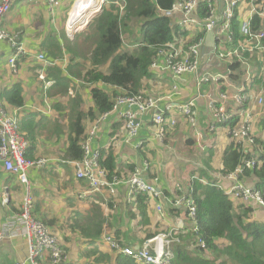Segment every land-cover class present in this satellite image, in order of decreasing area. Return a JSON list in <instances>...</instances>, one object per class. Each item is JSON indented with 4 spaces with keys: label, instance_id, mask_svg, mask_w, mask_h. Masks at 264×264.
Returning <instances> with one entry per match:
<instances>
[{
    "label": "built area",
    "instance_id": "built-area-1",
    "mask_svg": "<svg viewBox=\"0 0 264 264\" xmlns=\"http://www.w3.org/2000/svg\"><path fill=\"white\" fill-rule=\"evenodd\" d=\"M78 1L75 0L68 13L66 28L72 18V9ZM94 1L98 3L96 13L82 25L81 30L99 16L103 7L113 0ZM220 1L223 2L221 10ZM17 2L31 6L47 4L50 11L58 4V0H0V42H6L10 47L7 65L13 73L17 69L16 61L26 55V49L4 29L3 20ZM115 3L123 5L119 0ZM201 4H204L208 10L203 20L196 16ZM235 11L239 20L237 41L232 30ZM161 12L165 17L177 18L179 28L187 30L194 27L203 31V37L194 43L193 41L189 43L188 40L180 37L177 42L156 49V57L150 64V69L153 74L157 73L169 79V94L152 96L145 89L133 96L116 95L111 110L94 120L85 133L80 146L83 152L82 159L70 163L75 166V178L86 184V188L77 193L79 200L99 195L105 205L114 207L111 197L118 190L117 187L123 184L127 188V197L130 201L133 202L137 195L144 194L147 201L159 202L154 212L160 214L163 219H167L165 206L162 204L163 199L171 210L179 212L181 209L184 210L185 217L178 219L176 223L174 218L172 227L167 232L147 239L140 248L124 246L111 235L103 236L102 241L110 251L129 257L135 264H173L175 249L181 243V237L184 234H197L196 203L187 191H183L180 184L175 186L179 198L171 200L164 194V189L155 183L156 179L154 184L146 183L138 169L126 179L116 174L109 177L111 180L107 179V173L100 167V160L105 150L101 146H93L102 122L111 115L114 116L125 129L126 141H134L136 149L143 143L137 139L143 125L141 120L151 114L153 134L161 144L182 122L193 132V141L200 153L206 151L209 138L220 132L224 133V138L229 144L233 142L247 150L259 148L255 146L258 140L254 133L255 111L264 108V80L261 85L252 88L256 78L252 69V58L256 52L260 56L257 60L264 68V47L261 44L264 39V0H178ZM254 17L260 21L257 30L252 29ZM35 60L41 64L38 79L43 81L44 71L51 64L43 53H38ZM203 60L204 73H201ZM217 67L224 70H218ZM193 75L197 76L195 95L181 103L176 100L181 95L180 87L185 82L186 76ZM210 83L218 84L216 96L204 89ZM49 85L50 83L48 87ZM66 94L67 97H73L75 93L73 89H69ZM199 99L206 100L209 112L210 121L206 128L198 124L199 108L196 102ZM18 117L17 113H10L0 101V163L5 173L27 187L32 171L45 168L47 161L30 160L26 157L29 144L20 131ZM235 119L237 125L231 128L230 124ZM256 164V158H249L245 159L241 166L227 171L221 163L213 174L215 176H210L212 181L192 176L189 177L188 183L197 180L201 184L223 191L231 201L235 212L243 211L244 208L254 211L256 208H264L263 195L253 186L246 185L245 171L253 170ZM7 200L5 196L2 202L5 204ZM254 216H257L255 212L251 217L247 216L244 221H259ZM5 224L8 230L4 232L0 229V242L15 237L27 241V260L15 264H74L69 260L58 235L32 214V200L29 196L25 197L19 212L8 217ZM196 241L202 249L204 248L202 256L211 258L205 253L204 243L198 237Z\"/></svg>",
    "mask_w": 264,
    "mask_h": 264
},
{
    "label": "crops",
    "instance_id": "crops-1",
    "mask_svg": "<svg viewBox=\"0 0 264 264\" xmlns=\"http://www.w3.org/2000/svg\"><path fill=\"white\" fill-rule=\"evenodd\" d=\"M83 1L84 0H79L73 7L71 13L72 18L77 15ZM74 2L75 0H58L57 7L55 8L54 6L55 9L53 8L52 11L48 9L47 4H40V7L37 8L39 5L31 6L23 2H17L13 5L7 16L9 22L7 23L6 18L4 23L9 34L14 36L26 49V55L20 57L16 61L17 69L16 72L13 73L7 65L8 58L10 57V47L6 42H0V95H2L4 90L14 85H19L22 90L21 97L23 99V106L21 108L13 107L5 102L3 98L0 99V101L3 102L5 108L10 113H17L19 116V126L21 124L20 121L23 120L25 124L27 123L29 125L30 129H33V138L27 132L21 131L29 144L30 149L27 153L28 159H44L47 161V164L45 168L32 171L29 175V184L26 187L17 182L12 176L5 173L0 163V229L4 232L8 230L5 224L8 217L18 213L25 197L29 196L32 200V214L58 235L72 263L90 264L95 261L98 256L97 253L99 252L107 254L111 259V262L104 264H114L113 261L117 254L110 251L103 243V236L111 235L116 240H120L121 244L124 246L138 248L147 235H153L155 232L151 231L149 228L152 222L153 211L159 202H149L146 200L148 205L145 209V219H143L138 214L136 208L130 209L123 205L127 199V188L123 184L117 187L118 194L116 197L117 201H120V205L124 207L123 210L121 207L119 210H114L112 205H105L99 195L88 196L84 200H79L77 198V193L84 190L86 184L75 178V166L70 164L72 160L66 154L68 148V134L70 132L68 113L56 110L58 104L63 108L64 106L62 104H67L69 102L67 98L70 97H66L64 93L58 95L59 91L52 89L53 81H46V78H44L43 81L38 79L39 71L42 67L41 64L35 60V56L38 53H46L45 56L51 64L45 69L46 71L48 68H54L58 65L59 68L64 70L63 66L60 64L64 61V54L61 57L52 58L47 52L44 53L41 49V45L45 41L41 42V44L39 43V46H37L38 41H33V39H40L41 37H33L35 32L40 28V25L44 28H48L49 22L52 21L59 20L61 22H67L68 13ZM64 4H67L65 13L63 11V13L58 16L57 8H61ZM240 6L242 7L243 5ZM43 8L51 17L45 24L39 22L41 18L38 15V11ZM86 21L87 19L83 20L81 23H85ZM185 31H187L188 35H182V37L184 40H188L189 43L192 41L194 43L203 37V31L200 29L191 27ZM82 34H84V32ZM51 40L63 46V43H60L61 40L58 42L53 39ZM64 44H66V42ZM71 46H75V44ZM124 46L128 48L127 44ZM69 56L70 58L67 59L68 62L65 61L64 65L68 64L72 59L75 64L79 62V59L84 60L86 58L84 56H87V53H82L81 57H77L78 59H74L70 54ZM81 63L84 62L81 61ZM203 65L204 60L202 66ZM200 72L204 73V66L201 68ZM156 74L157 73H154V78L156 80L166 79L168 85L154 82L156 85L153 86L152 90L146 88V90H148L147 93H150L152 96L169 94V79L165 76H157L158 74ZM184 80L185 82L180 87L181 95L176 98V100L181 103H183L182 101H188L195 95L197 76H186ZM263 80L264 76L259 85L263 83ZM48 83H50L49 87ZM217 87L218 84L210 83L207 87H204V89L211 91L213 96H216ZM115 90L118 91L116 88ZM80 95L84 97V100H88L85 89L80 90ZM196 103L199 108L198 124L202 128H206L210 121L206 100L199 99ZM83 111H87V107L84 108ZM35 113L37 115L33 122L25 118L29 114ZM60 119L62 120L60 121ZM150 120L151 114L141 120L143 125H141V130L139 131L137 139L143 143L137 149L134 148V141H126L125 129H123L122 124L112 115L102 122L100 132L98 137L94 140L93 146H101L104 148L105 152L106 150L112 152L116 161L117 173H119L116 175H122V178L126 179L132 173L130 167L138 169L142 173L146 183L154 184V180L156 179L157 181L155 183L165 190V195L168 193L171 200H177L179 198V193L175 190V184L184 186L189 180V174L194 171L195 168L204 167L200 162V157L204 156V153L208 149L213 151L211 164L217 167L219 163H222V155L229 141L226 142L224 140L223 132L217 133L209 138L210 140L206 145L207 150L204 153H200L195 146V142L192 141L193 132L189 126L186 124L179 125L183 126L181 130L187 128L189 135L191 134L183 145H181L184 153L182 157L177 152V150L180 149L177 145L179 139H171L161 144L153 134ZM91 123L89 119L84 122L85 133L88 131L89 127H91ZM181 130H177L173 133L177 134L178 132H182ZM258 140L260 139L258 138ZM108 144L111 145L108 146ZM184 146H186L185 149ZM185 150L188 152H192L193 150L196 151H193L195 152L193 155L186 156ZM169 156H172V159L174 158L173 160L175 161L176 176L174 179H170L169 177L170 170H167V179L165 178V164L168 161H172ZM156 167L159 168L156 169L159 175L155 174L153 170ZM186 169H189V172H186ZM151 171L156 176L155 178L150 177ZM174 193H176L177 196ZM5 196H7L8 200L4 204L2 201ZM162 204L165 206L164 211L167 221L170 224L173 223L174 218L176 223L178 219L185 217L183 209H181V212L171 211V213L168 209L169 205L164 199L162 200ZM96 205L99 206L100 213L99 211L92 213L90 210L91 206H95L96 208ZM99 215L100 218L98 217ZM98 220L101 221L102 224L100 226L101 231L100 235L94 237L93 235L97 231L94 229V225ZM145 221H147L146 224ZM0 255L4 262H10L6 264L26 261L27 241L21 237L4 239L0 242Z\"/></svg>",
    "mask_w": 264,
    "mask_h": 264
},
{
    "label": "trees",
    "instance_id": "trees-1",
    "mask_svg": "<svg viewBox=\"0 0 264 264\" xmlns=\"http://www.w3.org/2000/svg\"><path fill=\"white\" fill-rule=\"evenodd\" d=\"M119 1L123 5L116 4L117 0H113L103 7L101 14L88 27L84 42H88L89 39L94 40L90 56L87 53V56H84L86 58L84 60L79 59L76 64L72 59L64 70L59 68V65L45 70L46 81H53L52 89L64 94L69 89H73L75 93L73 97L68 98L67 104H62L63 108L59 106L60 104L56 106L57 111L68 113L70 132L66 154L72 162L82 159L83 152L80 146L85 135L84 122L87 119L93 122L109 112L116 95L133 96L145 90L142 81L155 79L150 64L156 57V49L165 44L177 42L182 35H188L187 31L177 26V18L165 17L161 12L170 8L178 0ZM207 12V7L201 4L197 9L196 16L203 20ZM259 26V19L254 17L252 29L257 30ZM232 30L236 41L239 40L237 11H235L232 21ZM125 44L128 45V48H125ZM261 44L264 47V39ZM75 48L76 46H70L67 42L60 46L52 40L41 45L44 53L47 52L52 58L63 56V51H65L74 59H78L77 57H81V55L77 56ZM259 57L258 52H256L252 58V69L256 74L252 88L259 86L263 78L262 66L257 60ZM102 68H106V72L102 71ZM217 69L224 70L220 67ZM105 87L113 90L116 88L118 92L115 95L110 94ZM84 89L88 97V100H85L88 104L90 103V107H87L85 112L81 109L85 105L84 97L80 95V90ZM21 93V87L14 85L4 90L0 99L3 98L13 107L21 108L23 106ZM36 115V113L29 114L25 118L33 122ZM20 122V131L27 132L33 138V129H30L23 120ZM236 122L237 119L232 120L231 128L237 125ZM263 143L257 140L255 146L259 148L244 150L231 142L223 152L222 163L227 171H232L235 167L241 166L245 159L256 158L255 168L245 171L246 185L253 186L259 191L263 195L264 201ZM205 153L204 156L200 157V162L204 167L195 168L189 177L197 176L200 179L212 181L208 172L213 169L211 166L213 151L208 149ZM100 167L107 173L109 180H111L109 177L119 174L117 173L116 161L110 150L103 152ZM130 168L132 172L135 170L133 167ZM187 193L196 203L197 234H186L181 237V243L175 249L176 256L173 264H264V220L245 222L248 214L245 211L235 212L231 201L223 191L201 184L197 180L189 183ZM174 194L177 196L176 193ZM166 195L170 197L168 193ZM146 200L147 197L144 194L137 195L134 200L136 210L143 219H145V209L148 205ZM168 209L169 212H179L170 210L169 207ZM96 211H99L98 205H96ZM98 217L100 218V215ZM101 225L99 220L94 225V229L97 230L93 235L94 237L100 235ZM153 236L154 234H149L146 238L150 239ZM196 237L204 243L205 253H208L212 258L207 259L202 256L204 255V248L202 249L197 244ZM97 255L95 261L90 264L111 262L107 254L98 252ZM113 263L135 264L132 259L121 254L116 255Z\"/></svg>",
    "mask_w": 264,
    "mask_h": 264
},
{
    "label": "rangeland",
    "instance_id": "rangeland-1",
    "mask_svg": "<svg viewBox=\"0 0 264 264\" xmlns=\"http://www.w3.org/2000/svg\"><path fill=\"white\" fill-rule=\"evenodd\" d=\"M67 6V4H64L63 6H61V8L59 7V8H57V15L58 16H60V14L61 13H63V11H64V13H65V7ZM106 6V5H105ZM104 6V7H105ZM40 7V5L37 7V8H39ZM57 7V5L55 6V8ZM54 8V9H55ZM38 15L40 16V23H47L46 21L48 20H50L51 19V17H50V15L49 14H47V12L45 11V9L43 8V9H40L39 11H38ZM8 16V15H7ZM7 16L4 18V20H3V27L5 28V30L7 31V29H6V27H5V21H6V18H7ZM90 18V17H89ZM96 18V17H95ZM72 19V18H71ZM88 20V19H87ZM94 19H92V21H93ZM92 21L88 24V26L85 28V29H83V30H81V31H78V32H75L72 36L70 35H68L67 34V32H66V22H61V21H59V20H57V21H52V22H49V25H48V28H44V27H42L41 25H40V28L35 32V35L33 36V37H39V36H41L40 37V39H33V41H35V42H37L38 41V44H37V46H39V43L41 44V42H43V41H51L50 39H53V40H55V41H60V43H65V42H67L70 46L71 45H74L75 44V46H76V48H75V53L76 52H78V55H82V53H88L89 54V56H90V51H91V48L93 47V42H94V40H90L89 39V41L88 42H84L83 40H86V39H84L85 38V32H87V29H88V27L90 26V24L92 23ZM9 22V20H8V18H7V23ZM86 30V31H85ZM84 32V34H82ZM88 39V38H87ZM62 40H64V41H62ZM33 44H34V42H33ZM88 56V57H89ZM68 57V58H67ZM70 58V56H69V54H67L66 52H64V56H63V59H64V61H62V63H60L62 66H63V68H65L66 66H67V64L66 65H64L65 64V61L66 62H68V60L67 59H69ZM62 59V60H63ZM262 66V74H264V68H263V65H261ZM102 71H104V72H106V68H102ZM157 75V74H156ZM157 76H159V75H157ZM155 80V81H154ZM154 80H143L142 81V86L144 87V88H148V89H150V90H152V88H153V86H155L156 84H154V82H158V83H160V84H167L168 85V83L166 82V79H159V80H156V79H154ZM143 87H142V90H143ZM106 89H107V91L108 92H110V94H116L118 91H116V90H113L112 88H109V87H105ZM59 93V92H58ZM58 95H60V93L58 94ZM113 95V96H114ZM66 97H67V94L65 95ZM68 99V98H67ZM84 106H82L81 107V109L83 110L84 108H86V107H90V103L88 104L87 103V101L86 100H84ZM34 111H35V109H34ZM255 114H256V116H255V125H254V133H255V136H256V138H259L260 140H261V142L263 143L264 142V124H263V121H264V108H261V110H259V111H255ZM62 119H60V121H61ZM262 121V122H261ZM183 123L182 122H180L179 124H178V126H176L175 127V129H174V133L177 131V130H181V128H183V126H179V125H182ZM182 132H178L177 134H174L173 132L170 134V135H167L166 136V138H165V141L166 142H168L169 140H171V139H179V141H178V146L180 147V149H178L177 150V152L183 157L184 156V153H183V147L181 148V145H183V143L190 137V135H189V131H188V129L187 128H184V130H181ZM172 134H174V135H172ZM226 142H227V140L226 139H224ZM193 141V140H192ZM264 144V143H263ZM186 148V146H184V149ZM207 150V149H206ZM193 151H196V150H193ZM188 152L187 150H185V154H186V156H190V155H193L195 152ZM182 152V153H181ZM169 157H171V159H172V156H169ZM174 159V158H173ZM172 159V161H168V162H166V164H165V170H164V173L166 174V176H165V178L167 179V170H170V172H169V177H170V179L172 178V179H174L175 178V171H176V167H175V161ZM221 163H219L218 165H217V167L220 165ZM211 166H212V168L213 169H211L209 172H208V175L209 176H215V175H213L214 174V172H215V170L217 169V167L215 166L214 167V165L213 164H211ZM200 168H203V167H200ZM216 168V169H215ZM156 169H159V168H154L153 170H154V172H155V174H157V175H159V173H157L156 172ZM187 170V171H186ZM185 171L186 172H189V169H186ZM132 174V173H131ZM130 174V175H131ZM129 175V176H130ZM128 176V177H129ZM121 177H122V175H121ZM150 177L151 178H155L156 176L152 173V171H151V174H150ZM177 184H175V186H176ZM181 187H182V189H183V191H188V187H189V183L187 182V184H185L184 186L183 185H180ZM117 194H118V190L117 191H115L114 192V194H113V196L111 197V199H112V201H113V205H114V207H113V209L115 210V209H117V210H119L120 209V207L122 208V210L124 209V207L122 206V205H120V201L118 200L117 201V199H116V197H117ZM164 194H165V190H164ZM23 203V202H22ZM122 203V202H121ZM123 205H125V206H127L128 208H136V205L134 204V201L132 202V201H130L129 200V197H127V199H126V201L123 203ZM137 209V208H136ZM260 209V210H259ZM90 210L92 211V213H95L96 212V208H95V206H91L90 207ZM245 210V212L248 214V216L249 217H251V215H252V213L253 212H255V214H257V216H254V217H257L258 218V220L259 221H262V220H264V208H256L254 211L253 210H251L250 208H244L243 209V211ZM97 216V215H96ZM151 226H150V230L151 231H155L154 232V236H156V235H158V234H160V233H165V232H167L169 229H170V227H172V225L167 221V219H163V218H161V216H160V214H158L157 212H154L153 211V214H152V219H151ZM145 235V234H144ZM153 236V237H154ZM183 236H185V235H183ZM153 237H151V238H153ZM150 238V239H151ZM146 239L147 238H145L143 241H142V243L140 244V246L138 247V248H140L142 245H143V243L146 241ZM182 239V238H181ZM118 240V239H117ZM120 241V240H119ZM212 258V257H211ZM26 260H27V258H26ZM6 263H10V262H4V260H3V258H2V256L0 255V264H6ZM13 264H15V262L13 263Z\"/></svg>",
    "mask_w": 264,
    "mask_h": 264
},
{
    "label": "bare ground",
    "instance_id": "bare-ground-1",
    "mask_svg": "<svg viewBox=\"0 0 264 264\" xmlns=\"http://www.w3.org/2000/svg\"><path fill=\"white\" fill-rule=\"evenodd\" d=\"M97 8H98V3L96 1L84 0L82 2V6H81L80 10L77 12V15H75L70 20V23H68L69 26L67 25V27H68V29L66 28L67 34L70 36V35H73L75 32L80 31L82 28V25L84 24V22L83 23H81V22L85 19H88L86 21V22H88L95 15V13H96L95 10H97Z\"/></svg>",
    "mask_w": 264,
    "mask_h": 264
},
{
    "label": "water",
    "instance_id": "water-1",
    "mask_svg": "<svg viewBox=\"0 0 264 264\" xmlns=\"http://www.w3.org/2000/svg\"><path fill=\"white\" fill-rule=\"evenodd\" d=\"M222 5H223V2L220 1V2H219L220 10L222 9ZM210 39H211V37H210Z\"/></svg>",
    "mask_w": 264,
    "mask_h": 264
}]
</instances>
